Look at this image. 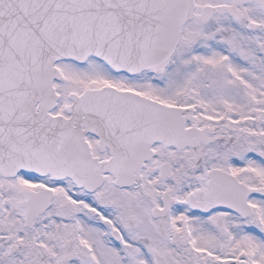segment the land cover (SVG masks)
<instances>
[{"label":"snow or ice","instance_id":"snow-or-ice-1","mask_svg":"<svg viewBox=\"0 0 264 264\" xmlns=\"http://www.w3.org/2000/svg\"><path fill=\"white\" fill-rule=\"evenodd\" d=\"M0 264H264V0H0Z\"/></svg>","mask_w":264,"mask_h":264}]
</instances>
